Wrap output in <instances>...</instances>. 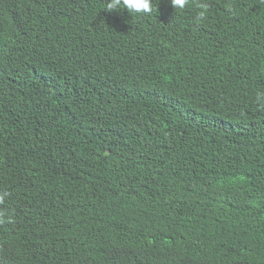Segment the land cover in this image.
Returning <instances> with one entry per match:
<instances>
[{
    "label": "trees",
    "instance_id": "1",
    "mask_svg": "<svg viewBox=\"0 0 264 264\" xmlns=\"http://www.w3.org/2000/svg\"><path fill=\"white\" fill-rule=\"evenodd\" d=\"M108 2L0 0V264H264V0Z\"/></svg>",
    "mask_w": 264,
    "mask_h": 264
},
{
    "label": "clouds",
    "instance_id": "2",
    "mask_svg": "<svg viewBox=\"0 0 264 264\" xmlns=\"http://www.w3.org/2000/svg\"><path fill=\"white\" fill-rule=\"evenodd\" d=\"M193 0H170V3L174 10L182 11L192 3ZM196 7L199 9L197 12V19L202 20L207 15V7L203 3H196ZM127 9L128 13L136 14H150L153 12V3L152 0H109L106 6V10L111 11H120L122 9ZM256 101L261 106L264 107V92L256 93ZM7 196V193L0 194V203L4 201V198ZM10 217L6 214L5 210H0V224L5 223L9 220Z\"/></svg>",
    "mask_w": 264,
    "mask_h": 264
},
{
    "label": "bare ground",
    "instance_id": "3",
    "mask_svg": "<svg viewBox=\"0 0 264 264\" xmlns=\"http://www.w3.org/2000/svg\"><path fill=\"white\" fill-rule=\"evenodd\" d=\"M42 41V40H41Z\"/></svg>",
    "mask_w": 264,
    "mask_h": 264
}]
</instances>
